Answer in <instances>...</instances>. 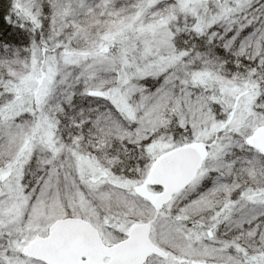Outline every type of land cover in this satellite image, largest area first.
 Listing matches in <instances>:
<instances>
[{
	"label": "snow or ice",
	"instance_id": "6c2138e0",
	"mask_svg": "<svg viewBox=\"0 0 264 264\" xmlns=\"http://www.w3.org/2000/svg\"><path fill=\"white\" fill-rule=\"evenodd\" d=\"M0 264H264V0H0Z\"/></svg>",
	"mask_w": 264,
	"mask_h": 264
}]
</instances>
